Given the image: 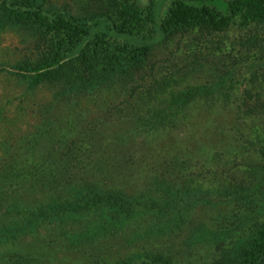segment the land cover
<instances>
[{
    "label": "trees",
    "instance_id": "1",
    "mask_svg": "<svg viewBox=\"0 0 264 264\" xmlns=\"http://www.w3.org/2000/svg\"><path fill=\"white\" fill-rule=\"evenodd\" d=\"M6 26L30 39L29 53L13 65L27 88H48L57 99L119 89L118 103L134 111L131 128L148 132L198 115L214 123L223 110L248 121L247 142L261 156L244 167L256 179L248 189L264 194V0H0V28ZM230 29L236 32L229 38ZM169 43L176 61L154 59L156 47ZM206 60L213 62L207 80H184L188 71H206ZM51 150L45 166L13 162L9 155L0 164V242L19 240L45 219L94 213L115 224L138 206L154 207L146 195L97 185L89 178L93 166L65 159L70 150L53 156ZM221 178L219 190L237 187L232 176ZM28 257L12 252L0 264H33ZM136 258L114 264H264V217L205 262H174L159 252Z\"/></svg>",
    "mask_w": 264,
    "mask_h": 264
},
{
    "label": "rangeland",
    "instance_id": "2",
    "mask_svg": "<svg viewBox=\"0 0 264 264\" xmlns=\"http://www.w3.org/2000/svg\"><path fill=\"white\" fill-rule=\"evenodd\" d=\"M235 32L228 30L227 37ZM29 47L22 29L0 28V164L9 155L13 162L45 166L53 158L47 150H53L52 156L70 150V158H64L71 166H97L89 178L100 187L134 198L146 195L147 203L154 199L155 205L138 206L115 224L94 213L45 219L19 240L0 242V263L12 252L26 253L33 264H114L148 252L200 263L264 217V194L248 189L256 179L244 170L261 160L247 142L248 121L240 123L223 110L214 123L198 115L162 132L131 128L134 111L118 103L123 98L119 89L57 99L48 88H27L13 65ZM173 49L174 43L157 46L153 57L176 61L168 53ZM209 66L213 62L206 60V71H188L184 80H207ZM234 120L240 124L233 129ZM38 132L42 135L36 140ZM224 173L237 186L231 194L217 186Z\"/></svg>",
    "mask_w": 264,
    "mask_h": 264
}]
</instances>
